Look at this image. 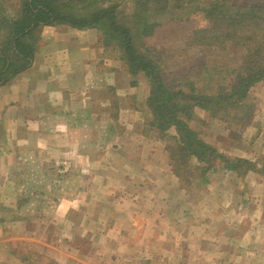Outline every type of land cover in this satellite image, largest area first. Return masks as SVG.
I'll list each match as a JSON object with an SVG mask.
<instances>
[{
	"label": "crops",
	"instance_id": "obj_1",
	"mask_svg": "<svg viewBox=\"0 0 264 264\" xmlns=\"http://www.w3.org/2000/svg\"><path fill=\"white\" fill-rule=\"evenodd\" d=\"M43 27L50 35L31 66L0 85V256L17 239L53 264H264V177L251 184L261 193L217 174L191 195L167 154L136 130L143 118L115 64L101 76L120 121L101 115L107 98L94 94L105 89V58L91 48L92 29Z\"/></svg>",
	"mask_w": 264,
	"mask_h": 264
},
{
	"label": "rangeland",
	"instance_id": "obj_2",
	"mask_svg": "<svg viewBox=\"0 0 264 264\" xmlns=\"http://www.w3.org/2000/svg\"><path fill=\"white\" fill-rule=\"evenodd\" d=\"M55 1L60 8L70 11L74 10L86 15L99 8L115 5L117 11L116 16L122 23L130 27L138 52H144L146 50L148 55L156 60L157 67H159L165 83L171 89L182 90L188 94L193 92L198 95L213 97L221 94V99H218L219 103L216 105H208L205 108L194 105L188 111V113H191L189 120L192 121L195 119L196 125L204 131L206 136L220 140V149H218L219 147L216 148L226 158H244L232 156L231 149L230 151L227 150L228 152L224 150V148L228 149V146L232 144H237V149L242 154H244L243 151L250 153L249 151L252 150L253 155L248 160L255 163L257 168L261 169V163L264 161V157L261 155V149L264 150V146L261 145V131L264 132V118L261 123V118L264 117V80L257 82L250 88L247 99L227 98L231 86L236 84V67L240 64L242 56L246 53V49H241V47L231 45V43L226 44L224 48H220L218 44H201L193 39L192 34L195 29L208 27L209 24L203 18L200 11L187 13L186 7L183 9L172 7L173 4L177 5L188 0H169L168 6L170 7L167 8L166 13L157 11L156 7L161 6V1L154 2L153 0L149 4L152 9L149 14L150 16L146 20L147 25L154 26L152 27L153 32L149 35L144 31L145 25L138 23L139 19L135 17V11L138 6L137 1H140L139 4H142L143 1L147 0H142V2L141 0ZM68 1L71 2L65 4ZM190 1L188 5L191 4L195 8L198 1L206 0ZM226 1H229L228 3L232 8L245 3H261V0ZM23 2L24 0H0V53H5L10 58L12 57V59L14 53H12L11 45L9 44L10 36L8 26L13 20L20 17ZM90 29H92V31H89L91 48L95 54L99 51L100 56H104L105 58L104 67L102 63L100 65V68L102 67L100 70V83L102 86L105 85V89L102 92H96L94 94L95 98L98 93H100V96L104 94V98H107L106 111L102 113V109L100 108L101 115L112 118L116 114L120 121V109L113 103L115 102V98L110 90L108 80H103L101 76L105 69L113 68V64H115L116 67L111 71L116 70L120 73L119 84L126 85V88L127 86L129 87L127 88V93H129L128 101L137 109L138 115L143 118L142 125L136 128V130L138 129V131L145 133L147 136H151L155 141V147L163 150L167 154L165 145L166 143L168 144V140L165 137L163 140L160 139V135L151 130L147 125V122L151 118L145 102L150 91L148 78L145 77L143 72L136 74L129 72L128 65L124 60L123 50L119 45V39L109 37L107 33L109 30L106 27L104 29ZM50 31V29H45V27L38 29L32 37L31 43L36 44V48H38L42 42L47 40ZM262 37H264V34H262ZM97 45H99V48ZM245 115H249V117L245 119ZM121 118L122 120L124 119V114L121 115ZM244 121L250 123L242 127L241 124ZM111 124H114L112 127L117 132L121 134L124 132L123 128L125 125L123 123L119 124L116 121ZM94 125L96 126L97 124H91V126ZM106 126L108 127L109 125L106 124ZM225 130L228 131V135L220 138ZM226 137L229 139L226 140ZM229 141L231 144H227ZM168 159L170 163L169 156ZM214 168H216V171L210 172L208 175L210 179L213 176H218L217 174H220V176L222 174H228L227 176L239 180L240 190L246 188L247 182L253 189L249 194H253V192L261 193V186L257 185L256 182H253L254 185H251L252 181L261 176L260 173L249 171L245 175L239 176L234 172L225 171L223 169V163L219 161L214 163ZM196 180L191 179L193 183L187 189L191 195H198L203 189V186H205V183L197 185ZM243 195L245 194L243 193ZM9 244L13 247V253L11 251L12 254L6 258L0 256V262L3 264H21V257L23 256L25 257L26 263L29 264H53L49 259L29 255L27 247L30 244L23 243L17 239L16 241L9 242Z\"/></svg>",
	"mask_w": 264,
	"mask_h": 264
},
{
	"label": "trees",
	"instance_id": "obj_3",
	"mask_svg": "<svg viewBox=\"0 0 264 264\" xmlns=\"http://www.w3.org/2000/svg\"><path fill=\"white\" fill-rule=\"evenodd\" d=\"M153 0L137 1L135 17L138 23L145 25L144 31L151 34L152 25H147ZM158 0H154V2ZM161 6L157 11H167L169 0H159ZM68 1L65 4H69ZM186 2V1H185ZM173 4L172 7L185 9L187 13L200 11L209 26L195 29L193 39L201 44H218L224 48L226 44L246 49L237 68L236 84L231 86L228 99H247L250 88L264 80V0L261 3H245L234 6L226 0L198 1L197 5L186 3ZM185 3V4H184ZM182 5H185L182 7ZM116 6L99 8L90 14L78 13L58 7L55 0H24L20 17L8 26L9 44L14 53L13 59L5 53H0V85L7 83L12 77L31 66L36 51L32 44L35 32L43 26L67 25L75 29H104L108 36L119 39V45L124 53V60L130 73L143 72L150 83L149 95L146 98L147 111L150 119L148 127L168 140L165 150L170 158V166L178 177L184 189L191 187V179H197V185L210 180V172L216 171L214 163H223L225 171L237 175H245L249 171L260 173L264 177V161L261 169L255 163L244 158H226L216 147L206 143L199 131L189 124L191 113L188 111L198 105L207 107L218 104L221 94L215 97L190 94L182 90H173L165 83L157 67L156 60L149 56L146 50L138 52L131 29L116 16ZM168 13V12H167ZM226 96V94H225ZM233 103V102H231ZM219 106V105H217ZM252 115V114H251ZM249 115H245L247 119ZM189 120V122H188ZM192 120V119H191ZM249 121V119H248ZM250 122H242V127ZM191 178V179H190ZM22 263L25 257H21Z\"/></svg>",
	"mask_w": 264,
	"mask_h": 264
}]
</instances>
